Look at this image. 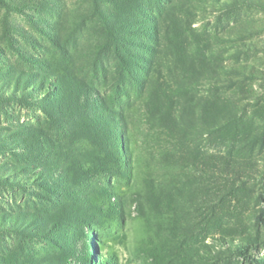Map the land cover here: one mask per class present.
Masks as SVG:
<instances>
[{
  "label": "rangeland",
  "instance_id": "1",
  "mask_svg": "<svg viewBox=\"0 0 264 264\" xmlns=\"http://www.w3.org/2000/svg\"><path fill=\"white\" fill-rule=\"evenodd\" d=\"M95 3L0 0V264H264V0Z\"/></svg>",
  "mask_w": 264,
  "mask_h": 264
},
{
  "label": "trees",
  "instance_id": "2",
  "mask_svg": "<svg viewBox=\"0 0 264 264\" xmlns=\"http://www.w3.org/2000/svg\"><path fill=\"white\" fill-rule=\"evenodd\" d=\"M95 2L98 20L105 33L108 34V38L115 46V51H117L118 54L122 53V49L125 46L123 41L126 33L141 31V29L145 27L146 20L152 23H159L158 15L161 14V12H159V14L156 11L151 12V8L148 7L149 5L151 6L150 3L152 0L148 2L149 5L146 4L145 0H136V4L133 7L121 6L117 0H95ZM154 30L157 37L161 31L160 25L154 28ZM155 42L157 43V40H155ZM181 244L182 242L179 243V255L182 254L183 251L188 250L186 246ZM235 249H237L240 256H246V247H237ZM195 250L196 247H192L189 252L192 254ZM211 255L217 258L219 254L215 253Z\"/></svg>",
  "mask_w": 264,
  "mask_h": 264
}]
</instances>
